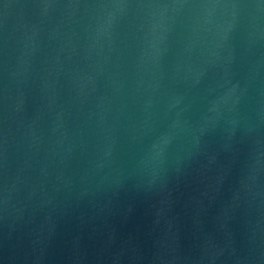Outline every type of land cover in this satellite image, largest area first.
Returning a JSON list of instances; mask_svg holds the SVG:
<instances>
[{
    "label": "water",
    "instance_id": "1",
    "mask_svg": "<svg viewBox=\"0 0 264 264\" xmlns=\"http://www.w3.org/2000/svg\"><path fill=\"white\" fill-rule=\"evenodd\" d=\"M0 264H264V0H0Z\"/></svg>",
    "mask_w": 264,
    "mask_h": 264
}]
</instances>
